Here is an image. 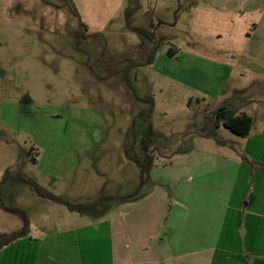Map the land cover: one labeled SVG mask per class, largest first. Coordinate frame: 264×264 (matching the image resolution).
<instances>
[{"label":"rangeland","instance_id":"374dc122","mask_svg":"<svg viewBox=\"0 0 264 264\" xmlns=\"http://www.w3.org/2000/svg\"><path fill=\"white\" fill-rule=\"evenodd\" d=\"M237 91L264 137V0H0V204L27 219L0 207V239L22 235L0 264H114L106 223L122 203L80 216L63 201L146 193L129 135L161 136L160 157L189 154ZM217 135L245 142L222 126Z\"/></svg>","mask_w":264,"mask_h":264},{"label":"crops","instance_id":"0c3cea01","mask_svg":"<svg viewBox=\"0 0 264 264\" xmlns=\"http://www.w3.org/2000/svg\"><path fill=\"white\" fill-rule=\"evenodd\" d=\"M253 131L239 145L198 135L189 154L156 152L150 189L106 223L113 263L264 264V137Z\"/></svg>","mask_w":264,"mask_h":264},{"label":"trees","instance_id":"16d2710c","mask_svg":"<svg viewBox=\"0 0 264 264\" xmlns=\"http://www.w3.org/2000/svg\"><path fill=\"white\" fill-rule=\"evenodd\" d=\"M167 54L169 57L173 56L175 54L174 50L170 49ZM154 55H156V50L153 51L152 55H150L148 59V64L153 63ZM244 91H237V98H232L228 102L224 103L220 108L217 109L216 112L213 113V115L208 116L206 123L203 124L202 127L199 128V130H196V133L199 134V136L202 137H209V139H214L217 143H222L221 139L217 135V130L219 127H224L227 131L231 132L232 134L243 137L244 139L249 137L253 125L255 124L254 119L240 111V108L246 104V101L243 98ZM136 98L139 100H142L144 102H151L152 99H142L141 97H138L135 95ZM194 104L193 100L191 99L189 102V105L192 106ZM145 118L148 116L150 118V114L147 115V112L144 113ZM134 128V127H133ZM144 136V137H143ZM141 133V137L139 139H136L135 133L129 135L127 141L130 142V146L126 149L125 152L126 157L130 158L137 166L139 167L141 173H140V183L141 186L147 185L148 181H150V173L151 169L154 165V158L156 156V152L159 151L158 148H160L162 145H159L158 142L155 140L160 139L161 136H158L156 133L149 132L148 135H144ZM166 139V138H164ZM134 140V141H133ZM139 140V141H138ZM157 145V146H155ZM136 146L135 151L132 149ZM140 149L141 153L136 155L134 152L136 150ZM129 150H132L129 152ZM190 150V149H189ZM179 153H187V152H178ZM36 162V161H35ZM9 177L6 175L3 178L4 180H8ZM15 180H20L22 183H25L37 193L40 197H49L47 193L43 191V189L39 186V184L31 179L23 178L22 175L15 177ZM54 198V197H52ZM141 199V196L137 193L128 195V196H100L96 201L92 203H86V204H72V202H64L67 207V209L72 212L73 214H77L80 216H85L88 213H93V211L101 205L103 201L106 202H120L129 203L137 201L138 199ZM1 209H4L6 212H13L18 213L21 215L24 222L27 224V219L25 217V214H23L19 210H11L9 208H5L2 204H0ZM21 233L13 234L9 237H2L0 239V250L2 248H5L11 241H13L15 238L19 237ZM22 236V235H21Z\"/></svg>","mask_w":264,"mask_h":264}]
</instances>
